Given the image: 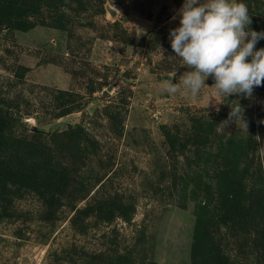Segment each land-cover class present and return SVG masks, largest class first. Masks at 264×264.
<instances>
[{
	"label": "rangeland",
	"instance_id": "374dc122",
	"mask_svg": "<svg viewBox=\"0 0 264 264\" xmlns=\"http://www.w3.org/2000/svg\"><path fill=\"white\" fill-rule=\"evenodd\" d=\"M244 2L251 28L264 30V0ZM182 4L0 0V120L54 148L72 131L83 150L64 153L60 175L67 191L88 188L50 207L0 171V264H222L218 251L227 264H264V229L214 220L219 182L201 165L224 134H254L264 164V85L228 97L210 76L197 96L182 83L167 93L190 70L168 38ZM194 132L209 136L210 156L192 141L179 149Z\"/></svg>",
	"mask_w": 264,
	"mask_h": 264
},
{
	"label": "trees",
	"instance_id": "16d2710c",
	"mask_svg": "<svg viewBox=\"0 0 264 264\" xmlns=\"http://www.w3.org/2000/svg\"><path fill=\"white\" fill-rule=\"evenodd\" d=\"M60 137L63 146L57 148L26 139L20 140L13 134L8 120H0L2 175L4 173L6 180L19 183L22 189L37 192L50 207L60 203L64 197L80 198L88 190L86 186L80 185L73 191H67V178L60 175L67 168L63 167V161L68 162L67 153L75 160L83 148L72 131L56 134L54 139ZM167 137L174 146V136L168 133ZM254 137L251 134L249 139H240L237 143L224 134L215 145L217 151L212 155L214 160L207 157L201 161V165L212 167L213 177L219 182L216 194L220 199V206L213 214L214 220L218 216L225 226L241 225L247 229L245 225L255 222L264 229V164L256 156L257 143ZM208 139L209 136L194 132L184 144H180L179 149H185L192 141L196 154L210 156L208 152L201 151L210 141ZM3 159L5 160L2 161ZM194 259L196 260V254ZM214 260L216 263L227 264L220 251L216 253Z\"/></svg>",
	"mask_w": 264,
	"mask_h": 264
},
{
	"label": "clouds",
	"instance_id": "9594fccd",
	"mask_svg": "<svg viewBox=\"0 0 264 264\" xmlns=\"http://www.w3.org/2000/svg\"><path fill=\"white\" fill-rule=\"evenodd\" d=\"M177 15L180 22L169 30L168 38L190 70L178 82L165 83L167 93L176 94L182 83L197 96L210 76L217 92L228 97H251L255 87L264 85V47H256L264 30L251 28L244 0H183ZM240 116L241 107L231 106L229 119Z\"/></svg>",
	"mask_w": 264,
	"mask_h": 264
},
{
	"label": "water",
	"instance_id": "95a60500",
	"mask_svg": "<svg viewBox=\"0 0 264 264\" xmlns=\"http://www.w3.org/2000/svg\"><path fill=\"white\" fill-rule=\"evenodd\" d=\"M110 11H111L112 13H115V10H114V9H112V8H110Z\"/></svg>",
	"mask_w": 264,
	"mask_h": 264
}]
</instances>
